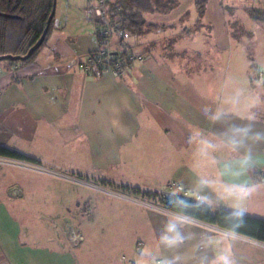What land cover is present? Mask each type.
I'll return each mask as SVG.
<instances>
[{"label":"crops","instance_id":"crops-1","mask_svg":"<svg viewBox=\"0 0 264 264\" xmlns=\"http://www.w3.org/2000/svg\"><path fill=\"white\" fill-rule=\"evenodd\" d=\"M248 2L222 0L213 28L167 36L148 22L156 30L128 44L139 59L97 79L83 69L101 46L95 5L54 13L29 63L0 62V147L116 185L176 183L211 211L264 221V50L253 67L234 62L222 22ZM202 29L212 50L201 48ZM229 233L0 166V264H264L252 242L263 241Z\"/></svg>","mask_w":264,"mask_h":264},{"label":"trees","instance_id":"trees-1","mask_svg":"<svg viewBox=\"0 0 264 264\" xmlns=\"http://www.w3.org/2000/svg\"><path fill=\"white\" fill-rule=\"evenodd\" d=\"M53 2L54 0H0V56H24L27 53L29 48L40 38L52 11ZM207 2L208 0L195 1L194 7L198 17L204 15ZM179 4L180 0H107L106 15L110 27L115 32L127 34L128 38H139L157 28L145 20L146 15H167L176 9ZM245 12L253 21L264 27V5L245 7ZM52 22L53 20L50 23L43 44L52 29ZM96 23L100 40V24L97 21ZM196 23L198 25L199 21ZM119 44L120 49L118 48ZM39 49L25 61L3 62L9 66H23L33 59ZM129 49L131 47L125 43L122 44L120 40L116 43L114 53H117L119 58L125 59L127 55L131 54ZM0 156L32 161V159L4 147H0ZM99 182L122 194L162 205L191 219L264 242V221L225 210L211 211L202 203L188 200L183 201L175 198L164 201L157 193L137 187L116 185L105 180Z\"/></svg>","mask_w":264,"mask_h":264},{"label":"built area","instance_id":"built-area-1","mask_svg":"<svg viewBox=\"0 0 264 264\" xmlns=\"http://www.w3.org/2000/svg\"><path fill=\"white\" fill-rule=\"evenodd\" d=\"M106 2L107 0H97V5L93 9L95 18L100 24L99 35L101 38V46L97 51L90 53L87 56L86 61L83 63V69L85 73L88 76H91L96 79L99 78L105 70H110L114 76H120L124 67L128 63H131L133 60L138 58L134 57L132 54H129L125 57V59H122L119 58L117 53H114L116 43L121 40L122 44H124V41L128 38V36L127 34H123L121 32H115L114 29L110 27L106 15ZM120 44L118 45L119 49L121 48ZM256 80L261 83H264V72H257ZM0 166L14 168L25 172L45 176L76 187L87 189L95 194H99L102 196H106L109 198L139 206L150 212L171 217L183 222L192 223L215 232L230 234L229 232L221 230L220 228L176 213L175 211L167 209L162 205L150 203L133 196L122 194L121 192L116 191L108 186L102 185L98 180H94V178L89 175L74 173L66 169L51 166L39 161H30L26 159L12 157H0ZM151 192L157 193L159 196H161L162 200L164 201L177 198L183 201L188 200L191 202L200 203L198 197H189L183 187L176 183H169L163 189L154 190ZM67 237L68 240L74 244H78L83 241L82 234L77 232L76 230L70 231L69 234H67ZM252 242L264 248V243L256 241Z\"/></svg>","mask_w":264,"mask_h":264},{"label":"rangeland","instance_id":"rangeland-1","mask_svg":"<svg viewBox=\"0 0 264 264\" xmlns=\"http://www.w3.org/2000/svg\"><path fill=\"white\" fill-rule=\"evenodd\" d=\"M195 1L196 0H180L179 6L171 13L167 15H146L145 20L147 22L163 23L164 25H166L167 28L164 31V34H167V36L174 35L177 31L183 29L184 27H188L193 24L197 25V23L195 22L197 20L199 21L198 25H201L202 28H206V25H210V27L213 28L214 23H217V25L219 26V22L221 21V19L218 17V15H220V11L218 8L222 0H208L204 15L202 17H198V14L194 7ZM250 1L252 2L253 0ZM95 2L96 0H56L55 20H57V18L60 16L65 17L68 5L71 8V10L69 11L70 16L74 17V14H76L79 9H82L86 5V3H91L92 5L96 6L97 2L96 4ZM226 2L229 3V0H226ZM262 2L263 0H254L253 6H261ZM93 9L94 8H92V17L94 20H96ZM226 11L229 10L226 9ZM226 13L227 15L224 14L222 9L221 14L222 16L225 15V18H222V22L227 23V29L231 38L232 50H234V62L237 61V58H240V56L242 55L243 59L248 62V65L253 67V64L257 63L254 53L257 52V50H264L263 26L256 21H253L245 13ZM181 16L183 19H179ZM221 24L226 25L225 23ZM201 31L202 33L198 37V40L202 42V50H212L211 45L203 43V41L209 40V32L206 29H202ZM169 38L171 37L169 36ZM131 39L132 38L125 39V44L128 45L131 42ZM167 44L168 48H170L171 43ZM239 62H241L240 59Z\"/></svg>","mask_w":264,"mask_h":264},{"label":"water","instance_id":"water-1","mask_svg":"<svg viewBox=\"0 0 264 264\" xmlns=\"http://www.w3.org/2000/svg\"><path fill=\"white\" fill-rule=\"evenodd\" d=\"M55 2L56 0H54L53 2V8L52 11L46 21V26L40 36V38L35 42V44L29 48V50L27 51V53L24 56H12V55H3L0 56V62L1 61H10V62H15V61H25L27 59H29L43 44L46 34L48 32L49 26L51 21L53 20L54 17V13H55Z\"/></svg>","mask_w":264,"mask_h":264}]
</instances>
